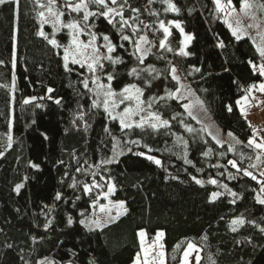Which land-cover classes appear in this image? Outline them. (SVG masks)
I'll list each match as a JSON object with an SVG mask.
<instances>
[{
	"label": "trees",
	"instance_id": "16d2710c",
	"mask_svg": "<svg viewBox=\"0 0 264 264\" xmlns=\"http://www.w3.org/2000/svg\"><path fill=\"white\" fill-rule=\"evenodd\" d=\"M56 2L66 8L65 0ZM171 2L178 13L169 10L165 0H118L113 7L123 12L127 25H121L119 16L115 26L103 17L89 21L97 40L110 37L116 48L111 55L122 61L113 65L103 60L100 77L108 82L112 74L116 92L130 84L141 88L144 104L169 122L157 129L121 128L94 106L83 83L90 84L91 74L73 64L66 70L60 51L38 35V13L43 9L37 0L0 5V84L5 85L0 87V264H131L141 229L148 236L164 231L166 264H179L188 243L199 249V264H211L210 257L215 264H264V205L256 200L264 193L258 179L243 172L257 176L264 162L259 164L257 151L248 144L253 127L236 103L257 81L252 63L264 60L250 40L239 42L232 36L213 0ZM233 4L239 8V0ZM90 10L98 11L95 5ZM80 17L65 14L63 19ZM160 22H178L193 36L189 55L178 53L179 31L171 27L165 39ZM141 36L152 46L143 63L136 51ZM55 38L65 44L68 34L63 29ZM133 68L138 75H130ZM172 68L217 126L232 133L240 145L229 151L217 144L189 116L183 102H172L170 94L179 89ZM26 99L31 102L25 104ZM115 149L122 153L108 163ZM233 160L241 171L229 163ZM18 184H23L19 193ZM109 184L115 186L112 198L123 201L127 213L100 230H88L80 220L90 218ZM85 185L91 187L89 193ZM213 192L220 193L215 201ZM237 219L245 222L233 232L232 221Z\"/></svg>",
	"mask_w": 264,
	"mask_h": 264
},
{
	"label": "snow or ice",
	"instance_id": "6c2138e0",
	"mask_svg": "<svg viewBox=\"0 0 264 264\" xmlns=\"http://www.w3.org/2000/svg\"><path fill=\"white\" fill-rule=\"evenodd\" d=\"M15 0H0V5H5L8 3H13ZM127 0H125V3ZM151 2V0H150ZM165 2L168 4V9L173 11V12H179V9L176 7L174 3L171 2V0H165ZM56 0H47V4L40 3L39 0H37V4L39 8L45 9V11H40L38 13L40 17V23L41 26L44 24H47L51 22L54 34L55 32L59 31L60 29H67L68 30V35L70 36V42L69 44L64 48V55H63V60H64V68L66 70L69 69V63L71 64H78L81 67H87L88 70L95 74L98 69L102 70L104 68V65L102 63L103 60H107L111 62L113 65L117 63H121L122 61L119 60V58H113L111 55L113 52H115L116 48L111 42V39L108 35H103L102 39L105 42L103 47L106 49V54H102L101 50L99 47H97V39L98 36L95 32L90 31V25L89 21L92 17H103L107 20L109 24L114 25V18L116 16L120 17V22L121 25H127L128 21L124 19L123 12L119 10L117 7H113L114 5L118 4V0H78V2H73V0H65V7L70 10L72 13H76L77 15L82 14V21L81 23L80 20L76 19H71L65 22L63 19L65 13L55 7ZM213 4L215 5V10L217 13H223L225 15V20L224 23L227 24L229 30L231 31V34L233 37L236 38L237 41L243 39L245 35V29L242 27V20L237 14L234 23L231 21V17L233 13L236 12V7L233 4V0H213ZM95 5L98 11H92L90 10V6ZM254 8H258L259 11L264 12V3H255V0H239V13H242L244 17H247L249 19L255 20V15L252 13V10ZM133 11H138V9H133ZM175 27L180 30L181 34H184V30L181 27L180 23L174 22ZM253 24H249L247 27L251 28L253 27ZM256 27H259L256 25ZM160 29L163 30L165 39L170 35L169 28L165 26L164 22H160ZM135 31V30H134ZM87 34L89 36V39L87 42L84 40H81L80 37L82 35ZM38 35L43 37L45 40H48V43L51 44L53 47H60V44L55 38H49L48 35L45 34V32L41 30L38 32ZM122 39L125 41H128L130 39L129 36L127 35H122ZM193 39V36L191 35H184V41L183 44L187 45L189 41ZM150 43L147 40V37L141 36L140 41L136 43V51L141 53L139 56V60L141 63H143L144 57L147 54V49H141L140 43ZM255 43V41H253ZM220 47H223V43L219 45ZM160 47L164 48L166 47L165 41L162 40L160 42ZM169 51H172L171 48H168ZM256 51L259 53V56L261 60H264V34L260 35V43L256 44ZM180 55L187 56L189 53H187L184 50V47H181L180 49ZM2 63V61H0ZM15 66V65H14ZM252 69L253 73L256 74L258 72L260 77H264V63L260 64H255L252 63ZM196 71H199V69H196ZM172 73V79L176 80L177 83H179V77L176 75V69L172 68L171 69ZM131 74H137V69L133 68ZM138 75V74H137ZM114 79V76L112 74L107 75V80L108 84L100 83L99 78H95L92 80V83L96 85V95L104 96L103 100V106L104 110L109 113L110 116H112L113 119H117L116 115H113L112 110L119 107L120 104L125 103V101H135V108L133 107H125L123 109V112L119 114V123L121 128H131L133 126L132 123V117L138 115L142 109V105L144 104V101L141 99L143 96V91L141 88L137 87L135 84H130L125 86L121 92L117 93L112 89L111 86V81ZM84 87L87 89L88 88V81L85 80L84 82ZM13 89L15 88V78H13ZM0 87H5V85L0 84ZM53 90L51 88L48 89V92L51 93ZM247 95L242 97V100H237V105L240 106V112L242 116H247L246 108L249 106V101L250 99L253 101H256L257 106L260 104H264V99H258L255 95H253L254 92H258L261 94V96H264V82H261L259 84L253 83L251 84L246 90ZM172 95V94H170ZM117 97L119 99L117 100ZM43 97H41L42 99ZM177 99H179V96H176ZM35 99V98H32ZM31 100L26 99L24 101L25 104L30 103ZM199 103V101H197ZM55 103L59 104L60 100H56ZM95 106V102H94ZM151 107V103L148 105ZM185 111L188 112L189 116H192L193 119H197L191 112L192 105L191 104H184L183 105ZM228 111H232V107L229 106ZM151 121H156L157 123H151ZM199 122V121H197ZM145 123H150V126L153 129H157L158 125L167 127L169 122L167 120H163L158 114L156 113H148L147 118L141 117L140 121L136 123V127H144ZM249 127H251V124L249 123ZM188 131L191 132L192 129L188 128ZM259 130L253 129L252 136L253 138L248 140V144L252 146L253 148L259 150L260 152H264V139H261L257 141L256 136L257 132ZM209 135L211 133L209 132ZM229 136H232V133L228 134ZM47 138V137H45ZM213 139H216V137H213ZM8 142H9V147L11 146L12 142V137L11 135L8 136ZM218 144L221 142L219 140L216 141ZM239 143V141H237ZM221 146H223L221 144ZM232 149L229 148V151ZM149 160H153L154 158L151 156L147 157ZM257 160H260L261 157L257 156ZM108 163H111L112 161H107ZM155 163L159 165L161 162L160 160H155ZM229 163L232 165L233 168H237V171H241L237 167V162L236 161H229ZM33 168H38V165L33 164ZM251 167H256V165H251ZM79 171V169H77ZM244 175L250 177L253 180H257V177L253 175L252 172L248 170H243ZM261 176H264V172L260 173ZM260 183L262 186L260 188V192L264 193V181H257ZM197 184H201L202 182L200 180H196ZM209 183L211 184H216V180H210ZM98 186V185H94ZM23 187V184H18L15 187V191L17 193L20 192V189ZM227 189V185L224 186ZM91 191V187L88 185H85L84 187V192L89 193ZM228 191L231 192L230 189ZM115 192V186L112 184L108 185V191L105 194L104 198L107 199L108 195L114 194ZM231 195L235 197L237 194L235 192H231ZM220 196L219 192H213L211 195L212 201H215L218 197ZM56 199H60V195L57 194ZM257 203L264 205V198H262L259 194L256 196ZM235 203V201H232ZM111 204V201H110ZM95 207V205H93ZM114 207L117 209L116 211V217L113 219H118L121 215H124L127 213V209L125 208V205L123 202H119L114 205ZM112 207L108 206H101L100 207V212L103 213H111ZM83 215V213H81ZM243 219H237L233 220V228L232 231L235 232L237 229L235 225H243L244 224ZM51 223V222H49ZM67 224L71 226L73 224V220L71 217L68 218ZM80 224L85 225V227H90V224H95L97 227L100 226L101 221L100 220H93L90 223H86L85 220H80ZM106 226V224H105ZM47 228V225L45 226ZM261 232H264V228L260 229ZM139 237L141 238V252L143 253V264H164V256L165 253L163 251L164 245L162 243H159L161 239L164 237L163 232H158L156 234V245L154 247L158 246L159 251L157 253V257H154L153 259H149V256L151 254L152 249L145 248L144 247V237H145V232L142 230L138 233ZM207 239V237H205ZM7 247L11 248V245H7ZM177 248L180 247L178 244L176 246ZM197 251L196 245L193 243H188L187 248L184 251L183 254V264H189V255L192 252ZM211 261V264H215V261L211 260V257L209 258ZM200 257H196V262L199 264ZM39 264H54L53 261H40ZM91 264V262H90ZM134 264H142L141 261V256L138 254L135 258Z\"/></svg>",
	"mask_w": 264,
	"mask_h": 264
},
{
	"label": "rangeland",
	"instance_id": "374dc122",
	"mask_svg": "<svg viewBox=\"0 0 264 264\" xmlns=\"http://www.w3.org/2000/svg\"><path fill=\"white\" fill-rule=\"evenodd\" d=\"M255 3L258 4L260 2L258 0H255ZM55 7L57 9L63 11L65 14L70 15V17L77 15L76 13L70 12V10L68 8H65L63 10V8L60 6L59 2L55 3ZM43 11H45V9H43ZM252 13L255 15V20H252V19H249L247 17H244L242 13H239V8H238V9H236V12L233 13V15H232V17L230 19L234 23L237 14H239V16H240V18L242 20V27L246 30L245 31V35H244L243 38H245V40H250L256 46V44L260 43V35L264 34V20H263L264 19V12L259 11L258 8H254L252 10ZM260 16H262L263 18H261ZM79 20L81 21V23H83L82 14H81V17H80ZM249 24H253L254 26L249 28V27H247ZM40 25H41V23H40ZM256 25H258L259 27H256ZM41 27H42V30L45 32V34L48 35L49 38H55V36L60 31L63 30V29H60L59 31L55 32V34H54V30H53L51 22H49L47 24H44ZM167 27L169 28V31H170L171 27L177 29L175 27V23L174 22L170 23ZM65 30H66V33L68 34V30L67 29H65ZM177 30L179 31V33L181 35V47H184V50L187 52L188 46H189L191 41H189L187 43V45L183 44L184 35L185 34L186 35H191V34L186 33L185 31H184V34H181L180 30L179 29H177ZM70 39L71 38L68 35V39H67V42L65 44H63V43L61 44L60 43V47H55V48H57L60 51V54H61L62 58H63V55H64V48L69 44ZM80 39L84 40L85 42H87V40L89 39V36L87 34H85V35H82L80 37ZM253 41H255V43ZM239 42H242V41H239ZM96 43H97V47L100 48L101 53L102 54H106V49L103 48V45H104L103 41L97 40ZM140 47H141L142 50L143 49H147L148 50L147 54L149 52H151V49H152L151 43H143V42H141L140 43ZM181 47H180V49H181ZM180 49H179L178 53H180ZM138 54L141 55V53H139V52H138ZM69 64H71V63H69ZM73 65H78V64H73ZM78 66H80V65H78ZM84 68L91 74V82H90V84L88 86V89L91 91L92 102H93V104L95 102V106H99V107H101L104 110V106H103L104 96L103 95H100V96L96 95V91H97L96 85H94L92 83V80L95 79V78H99V82L100 83L108 84V82H104L103 79L101 78L102 76L100 77V69H98L97 72L95 74H93V73H91L88 70V68L86 66ZM176 75L179 77V89L177 91H175L174 93H172V95H171L172 102H183V104H191L192 105L191 112L197 118V119H194V120L196 122L199 121L197 123L199 124L200 128L204 132H206L208 135H209V132L211 133V135H209V136L212 139H213V137H216V139H213V140L215 142L217 140H219L221 142L219 145H221V144L222 145H226L228 148H231V149H233L236 146L240 145L242 142L239 141L238 138H236L233 134H232V136H229L228 135L229 132H224L223 130H221L217 126V124L214 122V120L212 119L210 114L204 108L203 104L194 96L190 86L188 84H186L182 80V78L180 77L178 72H176ZM13 78H15V77H13ZM261 82H264V77H260L259 74H258L257 75L256 84H259ZM15 85H16V83H15ZM117 93H119V92H117ZM177 95L179 96V99L176 98ZM245 95H247L246 91H245L244 96ZM253 95H255L258 98V95H261V94L258 93V92H254ZM262 97L264 98V96H262ZM118 99H119V97H117V100ZM141 99H142V97H141ZM240 100H242V97L240 98ZM197 101H199V103ZM125 107H133V108H135V101H125V103L120 104L119 107H117V108L112 110L113 115L117 116V119H114V120H116L118 123H119V114H121L123 112V109ZM142 109H143V111H141L138 115L132 117L133 126H135L136 123H138L140 121L141 117L147 118L148 113H153L152 111L149 110V108L145 104L142 105ZM238 109L240 111V106H238ZM246 112H247V116H246V118L244 116L245 120L248 122V124L249 123L251 124L253 129L259 130L257 132V136H256L257 141H259L261 139H264L260 135L261 132H264V105L260 104L259 106H257L256 101H253V100L250 99L249 106H247V108H246ZM105 113L111 119H113L112 116H110L108 112L105 111ZM151 123H157V122L156 121H151ZM144 126L151 127L150 123H145ZM10 127H11V124L9 125V128ZM160 127H163V126L158 125L157 128H160ZM251 138H253L252 135H251V137L249 139H251ZM237 141H239V143ZM255 150L257 151L258 156L261 157V159L258 160L259 164L261 162H264V158H263L264 152H260L257 149H255ZM120 153H122V152H120L118 149H115L114 153L112 154L111 161L112 162H116L118 157L120 156L119 155ZM261 172H264V166H260L257 169V176H256L258 180L264 181V176L260 175ZM105 194H103L101 196V199H100L99 202L95 203V207L92 206L93 207L92 210H91L92 214H91L90 218L86 221V223H90L91 221L98 219V220L101 221V224H100L99 227H97L95 224H90V227H85V225H84V227L87 228L88 230H100V229L112 224L113 222H115L117 220V219H113V218L116 217V211H117V209L114 207V205L119 203V202H123V201L114 200L112 198L113 194L108 195V198L105 199L104 198ZM110 201H111V204H110ZM124 205H125V203H124ZM101 206L112 207L111 213L109 214V213L100 212V207ZM125 208H126V206H125ZM122 216L123 215H121L119 218H121ZM105 224H106V226H105ZM142 230L146 234L145 237H144V247L152 249L151 254L149 256V259L151 260L154 257H157V253L159 251L158 246L154 247V245H156V234L158 232H163L164 233V231L160 230V231H157L154 235L148 236L147 232L144 229H141V230H139L137 232V235ZM163 238L161 239V241L159 243L163 244ZM138 242H139V251L135 255V258L139 254L141 256V261H142V264H143V253L141 252V238L139 237V235H138ZM163 251H164V248H163ZM183 254H184V252H183ZM183 254H182L181 262L179 264H183ZM197 256H199V249L198 248H197V251L192 252L189 255V264H196V257ZM135 258H134V260H133V262L131 264H134ZM164 264H166L165 256H164Z\"/></svg>",
	"mask_w": 264,
	"mask_h": 264
},
{
	"label": "built area",
	"instance_id": "2783aa9c",
	"mask_svg": "<svg viewBox=\"0 0 264 264\" xmlns=\"http://www.w3.org/2000/svg\"><path fill=\"white\" fill-rule=\"evenodd\" d=\"M263 105H264V104H263ZM260 135H261V137L264 138V132H261Z\"/></svg>",
	"mask_w": 264,
	"mask_h": 264
},
{
	"label": "crops",
	"instance_id": "0c3cea01",
	"mask_svg": "<svg viewBox=\"0 0 264 264\" xmlns=\"http://www.w3.org/2000/svg\"><path fill=\"white\" fill-rule=\"evenodd\" d=\"M245 40V38H243V39H241V40H239V41H244ZM253 44V43H252ZM254 45V47L256 48V46H255V44H253ZM259 54V53H258Z\"/></svg>",
	"mask_w": 264,
	"mask_h": 264
}]
</instances>
